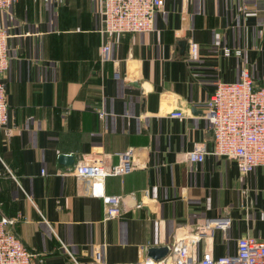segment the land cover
Instances as JSON below:
<instances>
[{"label": "crops", "instance_id": "1", "mask_svg": "<svg viewBox=\"0 0 264 264\" xmlns=\"http://www.w3.org/2000/svg\"><path fill=\"white\" fill-rule=\"evenodd\" d=\"M97 9L98 0H17L0 11L10 57L0 212L17 218L15 234L40 264H75L71 255L90 264L97 256L105 264L153 260L149 248L170 250L205 218L226 226L200 236L195 257L234 253L242 235L264 239V166L241 175L234 159L211 154L199 106L215 80L237 78L241 63L264 84V0H163L151 30L106 38ZM223 46L240 48V57L224 56ZM174 109L184 116L169 115ZM195 146L203 160H185ZM129 148L135 166L127 174L71 172L100 154L116 163ZM60 154L73 163H60ZM103 195L122 197L111 218Z\"/></svg>", "mask_w": 264, "mask_h": 264}, {"label": "built area", "instance_id": "2", "mask_svg": "<svg viewBox=\"0 0 264 264\" xmlns=\"http://www.w3.org/2000/svg\"><path fill=\"white\" fill-rule=\"evenodd\" d=\"M17 0H0V11L9 9ZM55 3L62 0H44ZM246 1V0H242ZM163 0H98V31L105 38L125 32L149 31L153 27L155 13L160 10ZM7 27L0 22V127L8 123L5 75L9 67ZM193 50L194 45L188 44ZM102 60L109 59L110 42L103 39L99 47ZM224 56L240 57V48L223 46ZM205 110L212 137L211 154L224 159H234L241 175L257 166H264V84L256 85L249 67L241 63L237 78L224 82L215 80L207 98L199 103ZM102 116L103 112L100 111ZM173 117H183L179 109L169 112ZM206 151L195 146L183 153L185 160L200 162ZM135 166L133 149L118 153V161L112 163L111 155L100 154L76 164L71 172L81 178L101 179L111 175H124ZM105 217L118 213L121 195H103ZM139 206V204H137ZM220 218H205L193 229V233L179 235L171 244L169 253L158 260L143 259L132 264H264V239L246 234L236 240L235 252L212 257L204 254L195 257L192 245L202 235H213L217 227L224 228L226 221ZM15 217L0 212V264H40L39 253L30 250L15 234ZM75 264H90L77 261ZM96 264H105L96 258Z\"/></svg>", "mask_w": 264, "mask_h": 264}, {"label": "water", "instance_id": "3", "mask_svg": "<svg viewBox=\"0 0 264 264\" xmlns=\"http://www.w3.org/2000/svg\"><path fill=\"white\" fill-rule=\"evenodd\" d=\"M179 44L182 47H185V48L189 49L188 48V43H186V41L182 40V41L179 42ZM58 159H59V162L62 163V164L70 165V164L73 163L72 155L60 154ZM168 250H169V248L167 246L151 247V248L148 249L147 255L149 257H151L153 260H158V259L163 258L164 256H166Z\"/></svg>", "mask_w": 264, "mask_h": 264}]
</instances>
